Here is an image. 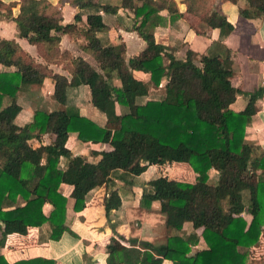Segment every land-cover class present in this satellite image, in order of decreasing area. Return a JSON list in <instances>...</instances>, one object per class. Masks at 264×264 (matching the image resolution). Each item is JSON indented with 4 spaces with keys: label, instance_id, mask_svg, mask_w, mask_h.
Returning a JSON list of instances; mask_svg holds the SVG:
<instances>
[{
    "label": "trees",
    "instance_id": "1",
    "mask_svg": "<svg viewBox=\"0 0 264 264\" xmlns=\"http://www.w3.org/2000/svg\"><path fill=\"white\" fill-rule=\"evenodd\" d=\"M63 1L75 7L74 21L79 19L77 11L95 7L96 11L86 15L80 48L92 56L96 66L56 46L48 49L51 36L66 32L71 24L62 22L56 4L49 0H0V17L12 20L18 33L35 45L44 60L37 61L14 38L0 37V65L5 67L0 70V244L10 232L24 233L43 224L48 225L49 238H58L68 230L67 199L59 184H75L83 171L90 187L107 184L113 177L135 180L147 167L142 138L149 134L160 144L187 148L193 181L163 176L147 180L138 203L149 208L152 201L160 202L166 215V243L154 246L142 242V248L106 245V264H160L162 258L171 264H245L264 222V177L260 173L264 154L257 145L244 140L257 89L244 92L245 105L232 110L229 103L240 90L230 83L232 52L224 43L213 40L205 51L178 58L153 37L155 26L172 24L184 13L193 19L189 26L205 35L212 0H181L185 6L182 12L175 0H58ZM118 10L130 18L129 29L144 40L145 54L126 58L121 41H108L109 27L101 12ZM238 11L264 17V0H244ZM218 13L222 24L231 28L225 16ZM53 62H60L69 77L48 66ZM143 72L155 86L165 78L159 97L145 98L147 84L140 76ZM45 77L52 82L54 104H63L64 109L35 108L25 126L16 124L14 117L21 107L15 94L31 84H40ZM80 84L88 86L90 103L104 114L110 126L100 125L66 104V87ZM70 132L82 142L107 143L117 154L114 173L103 154L89 163L83 155L73 154L66 145ZM44 134L50 137L48 142L42 141ZM29 137L39 141L36 148L27 143ZM209 148L240 160L255 182L221 186L218 175L212 178L210 174ZM61 157L66 158L64 168L59 165ZM84 202L85 194L75 195L72 209H80ZM45 203L51 207L48 214L42 209ZM119 203L117 189L111 188L103 197L105 215ZM185 222L198 228L199 235L184 231ZM199 240L203 246L191 251V245ZM0 264L54 261L32 257L7 262L0 254Z\"/></svg>",
    "mask_w": 264,
    "mask_h": 264
},
{
    "label": "crops",
    "instance_id": "2",
    "mask_svg": "<svg viewBox=\"0 0 264 264\" xmlns=\"http://www.w3.org/2000/svg\"><path fill=\"white\" fill-rule=\"evenodd\" d=\"M49 1L56 4L60 10L62 22L71 24L66 32L51 36L48 49L56 46L60 51L67 50L72 55H80L96 66L92 56L80 48V44L84 41L82 31L85 28L86 15L90 10L77 11L79 19L74 21L75 7L68 4L67 1ZM175 1L179 10L184 11L185 6L181 0ZM243 4L244 0L235 2L212 0V10L206 17L208 26L205 35L197 34L189 26L193 19L188 18L184 13L172 24L155 26L153 37L155 41L161 42L166 48L171 49L178 58L191 57L201 53L210 46L213 40L217 39L231 50L233 72L230 76V83L240 91L229 103V107L235 111L242 109L247 101V95L244 92L257 89L254 112L250 116L249 123L245 126L244 140L257 145L259 152L264 154V17L241 14L238 8ZM218 12L225 16L226 21L231 24V28L228 29L222 24ZM160 13L165 14V10H161ZM101 17L109 27L107 30L108 41H121L124 45L126 58L134 54L146 53L144 40L133 29H129L130 18L123 11L101 12ZM0 37L14 38L37 61L44 62L43 58L38 55L35 45L29 43L25 37L18 33L12 20L0 17ZM48 66L69 77V73L60 62L49 63ZM1 69H5V67L0 65ZM140 76L147 84L145 98H156L148 97L149 87L153 85L149 81L148 73L143 72ZM47 78L45 77L40 84H31L15 94L14 99L21 107L14 117L16 124L25 126L30 121L35 108L58 107L51 97L52 82ZM164 79L162 78L159 85L151 87L163 88ZM81 93L83 94L81 95ZM66 94V104L75 106L80 113L96 123L110 126L104 114L90 103L89 89L86 84L67 86ZM59 106V109H64L63 104H59ZM49 138L48 134H44L42 141L48 142ZM27 143L32 148L39 145V141L35 137H29ZM66 145L73 154L83 155L85 162H96L103 154L110 172L114 173L117 168V154L105 142L96 140L82 142L75 138L73 132H70ZM142 145L147 148V152L143 156L147 167L135 180L127 182L113 177L107 184L101 182L90 187L86 172L83 171L75 184L61 182L59 190L67 199L66 223L68 230L62 231L58 238L54 239L48 237L47 224L29 228L24 233L10 232L0 244V254L7 262H13L20 258L43 257L53 259L54 264H106V245L113 248L128 245L142 248V242L154 246L165 244V212L160 208V202L157 200L152 201L149 208L139 205L138 199L142 188L146 186L147 180L157 176L193 181L194 173L187 163L188 150L181 144L171 147L158 143L149 134H144ZM92 150H96L98 153H93ZM207 152L211 162V177L215 178L218 175L221 186H245L255 182V178L246 171L247 166L240 160L229 155H220V152L215 148H209ZM40 162H42L41 159ZM65 162L66 158L61 157L60 167L64 168ZM260 171L264 177V168ZM111 188L117 189L120 203L105 215L103 197ZM80 194H85L84 205L78 210H73L74 196ZM17 201L20 202V199L18 198ZM42 209L45 214H48L51 207L45 203ZM261 229L258 240L248 250L245 264H264V222ZM183 230L199 235V229H193L188 222L183 224ZM114 231L122 235L125 240L118 238ZM203 244L199 240L197 244L191 245V251L202 247ZM153 251L154 249H152ZM160 264H171V261L162 258Z\"/></svg>",
    "mask_w": 264,
    "mask_h": 264
},
{
    "label": "rangeland",
    "instance_id": "3",
    "mask_svg": "<svg viewBox=\"0 0 264 264\" xmlns=\"http://www.w3.org/2000/svg\"><path fill=\"white\" fill-rule=\"evenodd\" d=\"M102 1H104V0H102ZM95 8H93V7H89V8H85V10H90V11H93ZM90 11H89V13H90ZM80 13H82V12H80ZM102 34V33H101ZM92 59V58H91ZM48 79V78H47ZM48 80H50V79H48ZM50 82H51V80H50ZM151 86H153V85H151ZM149 87V94H148V97H158L159 95H161L162 94V91H163V88H157V87ZM83 93H81V95H82ZM82 97V96H81ZM56 105H58V107L60 108V106H59V104L57 103ZM58 107H55V108H58ZM89 107H92V106H89ZM93 108V107H92Z\"/></svg>",
    "mask_w": 264,
    "mask_h": 264
}]
</instances>
